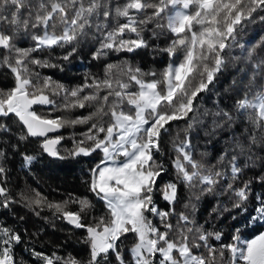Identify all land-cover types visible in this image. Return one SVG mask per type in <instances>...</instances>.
<instances>
[{"label":"snow or ice","instance_id":"6c2138e0","mask_svg":"<svg viewBox=\"0 0 264 264\" xmlns=\"http://www.w3.org/2000/svg\"><path fill=\"white\" fill-rule=\"evenodd\" d=\"M190 8L194 11H189ZM258 10L264 11V0H125L123 5L116 6L112 5V0H0V48L8 50L0 64L7 67L14 77L11 88L0 89V134L12 133L7 119L14 116L22 126L18 141L42 137L43 151L64 159L57 149L64 138H50L49 133L65 126L91 122L88 131L82 134L83 138L75 140L73 137L74 146L66 151L73 157L88 156L96 150L103 153V159L90 170L88 184L89 191L104 202L106 216L92 217V222L86 223L85 217L94 207L87 197L53 203L36 193L32 197L21 194L20 200L36 216L40 215L37 209L47 207L74 227L85 229L88 260L81 261L71 256L65 259L56 253L48 255L35 249L32 255L43 264H109L110 253L115 255L117 264H224V252L228 251V264H238V261L264 264V232L251 240L241 241L240 229L236 228L232 242L217 249L209 241L221 240L222 232L207 230L185 212L177 214L174 206L167 211L162 210L153 199L154 192H161L163 198L174 205L178 201L180 183L189 189L199 183L202 192H212L215 185L227 178V170L230 169L232 182L226 187L237 197L233 207L241 208L247 201L251 181L244 182L241 187H233L243 171L239 157L245 154L244 145L237 140L232 149L225 150L218 160L221 167L205 166L193 157L190 130L198 122L195 116L185 129L184 139L179 140L177 134L172 142L175 152L172 163L177 182L169 181L163 187L157 186V178L167 169L156 157L162 154V134L168 132L171 122L185 120L190 113L197 111L194 102L200 93L209 90L226 63L223 53L230 47L228 41H235L239 26ZM165 17L166 24L161 23ZM150 24L153 26L151 29L148 28ZM165 27L176 38L162 51L169 56L179 53L182 59L169 64L159 79L155 72L145 73L140 67L130 64H107L104 79L93 77L91 85L67 89L52 82L50 77L34 82L28 69V64L55 66L31 58L33 52L42 48L71 44L72 51L63 57L67 60L76 51L75 45L79 40L88 36L89 30H94V38H99L94 57L100 58L107 50L132 52L147 48L149 44L144 32L149 31L152 37H156ZM30 30L35 46L17 47L15 36L29 34ZM36 30H42V34H35ZM133 34L134 39L125 38ZM255 56V49L246 54L252 71L243 98L234 105L238 113L248 114L247 119L253 127V132L247 137L249 162L253 160L251 149L258 142L257 131L264 140V59L254 61ZM146 76L150 79H144ZM258 77L262 81L259 86ZM133 85L137 90H131ZM84 87L93 91L81 96ZM253 87L257 90L250 96ZM61 94L66 99L72 98L70 103L64 104L65 109L92 105L94 111L86 117L65 119L47 118L33 109L37 104H54L50 97ZM126 104L131 106L130 111H125ZM212 116L213 128L223 126L216 117H222L226 123L235 119L224 109L212 113ZM4 142L0 135V145ZM86 142L88 146H84ZM11 147L18 149L19 144ZM229 152L232 153L230 159ZM21 156L25 166L35 159L26 153H21ZM5 160L6 151L0 147V207L7 209L17 201L6 187ZM260 180L264 181V175ZM70 203L77 206L76 211L68 210ZM188 207L186 204L185 208ZM191 207L194 211L195 205ZM255 212L257 215L250 219H264V199L260 200ZM149 216L159 218L163 231ZM173 216L175 224L169 219ZM26 233V229L22 233L0 221V264H24L16 260L13 245L21 243ZM128 234L135 238L129 249L130 260L125 258L118 244Z\"/></svg>","mask_w":264,"mask_h":264},{"label":"trees","instance_id":"16d2710c","mask_svg":"<svg viewBox=\"0 0 264 264\" xmlns=\"http://www.w3.org/2000/svg\"><path fill=\"white\" fill-rule=\"evenodd\" d=\"M125 0H112V5H123ZM193 11V8L189 9ZM264 11L258 10L253 13L251 19L244 20L239 26L235 41L229 40V48L224 50L226 60L220 73L217 74L209 90L199 94L197 101V111L189 114V118L180 121L171 122L168 126V132L162 134L161 149L162 154L157 155V161L162 162L167 171L160 176L161 181L171 180L177 182V175L172 160L175 157L172 142L179 134V140L184 139L185 129L190 119L195 116L198 121L190 130V137L193 145V157L207 167L216 165L219 157L225 150H230L235 141H240L245 148V154L239 157V166L243 169L242 174L233 183L234 188L241 187L244 182L251 181L248 191V199L241 208L233 207L237 202L234 192L227 190V183L232 182L230 169L228 176L215 185L212 192H202L201 186L197 183L194 188H187L183 183L179 184L178 201L170 205L162 196L161 192H154L157 206L167 211L170 207L175 208V212H185L189 214L197 224H203L209 231L222 232L221 240L211 239L209 242L217 249L222 244L232 242L235 235L234 229H240V236L250 237L255 231L259 230L264 219H250L257 214L255 209L264 199V181L260 177L264 175V140L261 139V133L256 132L258 142L252 147L253 160L249 162L248 139L253 132L251 122L247 119L248 114L238 113L235 110V103L243 98V92L248 84V76L252 71L251 64L246 60L248 51L255 49L257 59H264ZM142 18V17H141ZM123 22V19H121ZM166 24V17L161 21ZM153 26L150 24L148 28ZM59 31V29H57ZM32 30L29 34L20 33L15 36L14 43L20 48H32L35 42L31 39ZM35 34H42V30H36ZM94 30H89L88 36L82 38L75 45L76 51L72 53L67 60L63 59L72 51V45L63 47L42 48L32 53L34 59L46 61L48 64L55 65L48 67L44 65L28 64L29 72L33 74V80L42 82L43 78L50 77L52 82L59 83L67 89H75L93 83V77L102 80L105 75L107 64L124 65L130 64L133 67H140L145 73L155 72L157 78L165 69L164 66L169 61H179L182 56L178 53L176 56H169L167 52L162 51L169 46L171 41L176 38L175 34L166 27L159 30L156 37H152L149 31L144 32V38L148 41L147 48H139L132 52L107 50L106 54L95 58L94 53L99 47V38H94ZM125 38H135L134 34ZM8 55V50L0 48V60ZM38 74V77L35 75ZM150 79V77H144ZM235 81V84L233 83ZM262 81L257 78V86ZM14 85V77L11 71L0 64V89H9ZM132 88L136 89L133 85ZM257 90L251 89V96ZM93 89L84 87L81 96L89 94ZM46 94H48L46 92ZM103 95V93H101ZM54 104H37L33 109L38 115L48 118L64 117L65 119H75L77 117H86L94 111L92 105H86L84 108L65 109L64 104L70 103L72 98H65L63 94L51 96ZM125 111H130L131 106L125 105ZM224 109L230 112L235 118L233 122L226 123L222 117H216L222 127L213 128L212 113ZM207 113V114H205ZM253 118L255 114L252 113ZM106 120L109 118H105ZM7 122L12 128L11 134H0L4 139V144L0 145L6 151V160L4 165L7 169L6 187L9 189L16 203H12L7 209L0 207V221L9 227H13L23 233H27L21 243L13 245V253L18 262L24 264H41L40 260L32 255V250L42 251L44 253H56L67 259L69 256L77 260L87 261L89 258V245L85 243L87 235L85 229L76 228L69 224L60 214L44 207L37 209L40 215L36 216L34 212L20 202L21 194L32 197L39 193L47 198L48 202H63L74 197H87L94 205L85 217L86 223L92 222V217L106 216L105 204L94 193L89 191L88 181L90 180V170L94 163L99 160L101 151L96 150L91 155L70 156L68 149L74 146L75 140L83 138L91 125L77 124L65 126L59 129L58 134L64 139L57 145L60 155L65 157L59 159L46 154L42 147V137H29L26 141H18L17 136L22 130V126L14 116H10ZM103 134H101V137ZM19 144V148H13L11 145ZM88 146V142L85 143ZM21 153L34 154L35 159L28 166L22 163ZM201 154H204L203 156ZM229 152V159L231 157ZM227 160L224 162L226 167ZM256 191L259 192V200L256 201ZM198 197V199H197ZM188 204L189 207L185 208ZM192 205H195L193 211ZM246 209V210H245ZM68 210L76 211L75 204H69ZM23 217V220L20 219ZM170 221L175 224L176 218L170 217ZM153 221L163 230L159 223V218L154 217ZM134 236L128 234L122 237V243L118 242L119 249L124 253L127 260L130 259L128 247L134 242ZM203 251V249H201ZM230 253L224 252V264H228ZM219 259V257H218ZM109 264H117L113 253L109 254Z\"/></svg>","mask_w":264,"mask_h":264},{"label":"rangeland","instance_id":"374dc122","mask_svg":"<svg viewBox=\"0 0 264 264\" xmlns=\"http://www.w3.org/2000/svg\"><path fill=\"white\" fill-rule=\"evenodd\" d=\"M170 11H172V9H170ZM190 11V10H189ZM194 11V10H193ZM180 61V60H179ZM179 61H169V62H167L166 64H165V66H164V68H166L169 64H175V63H178ZM132 91H135V90H137V89H134V88H132L131 89ZM48 118V117H47ZM85 146V145H84ZM102 153V152H101ZM26 154H28V155H32L33 157H34V154H29V153H26ZM103 159V153L101 154V156H100V158H99V160H97L95 163H94V165H93V168L95 167V165L98 163V162H100L101 160ZM119 159H122V157L121 158H119ZM22 163H23V161H22ZM24 164V163H23ZM162 179V178H161ZM161 179H160V177H158L157 178V186L158 187H163L164 186V184L165 183H167V182H169V181H171V180H164V181H161ZM256 193V195H255V199H256V201H258L259 200V192L258 191H256L255 192ZM161 196L163 197V195H162V193H161ZM156 197H155V195H153V199H154V201L156 202V204H157V200L155 199ZM259 206V205H258ZM257 206V207H258ZM159 207V206H158ZM160 209H162V207H159ZM155 216H149V219H151L152 220V222L154 223V224H156L154 221H153V218H154ZM156 218H158V217H156ZM262 222V224H261V227H260V229L259 230H257V231H255L253 234H251V236L250 237H243V238H241V241H245V240H251V239H253V238H255L257 235H259L260 233H262V232H264V222L263 221H261ZM158 226V225H157ZM161 231H163L162 229H161ZM134 243V242H133ZM132 243V244H133ZM132 244L128 247V251H129V249L131 248V246H132ZM130 253V252H129ZM45 254H48V255H51V254H49V253H45ZM37 258V257H36ZM130 259H131V255H130ZM129 259V260H130ZM40 262H41V264H43V262L40 260ZM238 264H243V262L242 261H238Z\"/></svg>","mask_w":264,"mask_h":264},{"label":"water","instance_id":"95a60500","mask_svg":"<svg viewBox=\"0 0 264 264\" xmlns=\"http://www.w3.org/2000/svg\"><path fill=\"white\" fill-rule=\"evenodd\" d=\"M58 132H59V130H57L56 132H53V133H49V137L50 138H55L56 136H60L59 134H58ZM61 137V136H60ZM42 142H43V139H42V141H41V144H42ZM47 154V153H46ZM50 156V155H49Z\"/></svg>","mask_w":264,"mask_h":264}]
</instances>
